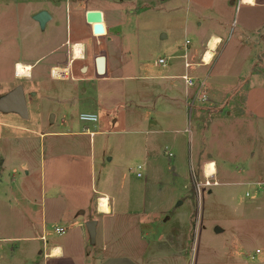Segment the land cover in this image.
I'll use <instances>...</instances> for the list:
<instances>
[{"label": "crops", "instance_id": "crops-1", "mask_svg": "<svg viewBox=\"0 0 264 264\" xmlns=\"http://www.w3.org/2000/svg\"><path fill=\"white\" fill-rule=\"evenodd\" d=\"M52 2L64 6L59 12L46 9L50 18L43 27L33 18L36 12L26 25L19 16L15 19L10 47L19 59L12 62L13 76L8 61L9 73L5 83L0 82V97L19 83L25 94V118L27 95H40L70 110L69 116L61 117L63 129L52 133H61L73 143L66 146L69 151L64 157L43 158L42 182L30 180L15 186L14 193H5L15 207L27 211L34 231L1 237L0 264H194V247L187 237L181 246L165 238L173 224L181 232L190 229L192 211L186 208L192 201L187 185L194 169L209 162L215 166L211 180L217 183L201 190L198 200L204 192L209 202L219 194L234 197L236 186L243 187L247 198L234 208L238 207L234 227L229 230L228 252L233 255L239 250L236 260L241 264H264V97L260 93L264 91V0H236V19L212 9L216 20L200 14L199 25L207 20L215 26L198 30V44L192 48L188 39L186 46L159 44L170 55L157 58L154 68L147 57L137 60L141 51L137 25L149 12L162 9L166 15L170 5L179 8L189 3V9H194L195 3ZM221 4L232 5L234 0ZM90 10L101 12L104 34H92V24L85 19ZM230 25L234 33L224 38L222 32ZM38 27L42 30L33 34ZM156 32L160 41L168 38L162 29ZM25 36V43L20 44ZM213 37L220 39L217 45L210 43ZM75 44L82 49L79 59L70 49ZM208 48L213 57L205 64L201 58ZM98 55L104 56L102 74L96 72ZM16 62L28 64L30 74L17 76ZM55 68L67 73L56 76ZM183 75L192 78V85ZM201 83V91L207 95L204 102L198 94ZM0 114L5 118L2 127L17 121L15 118L23 119L13 110H0ZM81 114L96 119L84 121ZM50 166H56L51 173ZM130 172L136 178L144 177L141 190L129 188ZM219 185L225 188L213 192ZM132 193L139 201L132 210H125ZM101 196L108 200V213L97 208ZM173 204L185 207L173 212ZM89 220L95 221L93 240L86 228ZM215 228L214 234L227 230ZM50 234L55 238H48ZM249 240L255 250L247 252ZM10 244L14 247L8 250ZM54 248L60 253L53 255Z\"/></svg>", "mask_w": 264, "mask_h": 264}, {"label": "rangeland", "instance_id": "rangeland-1", "mask_svg": "<svg viewBox=\"0 0 264 264\" xmlns=\"http://www.w3.org/2000/svg\"><path fill=\"white\" fill-rule=\"evenodd\" d=\"M189 1L192 2L191 5L195 3L194 9H189ZM222 1L225 0H177L180 5L182 3L188 4L179 6V8H174L170 5V7L167 8L170 9V12L166 15H163L162 9L159 11L160 13H155L156 11H154V13L149 12L147 17L145 19L143 18L139 22V26L137 25L136 27V30L140 32L137 46L141 50L137 56V60L139 56H143L144 58L147 57L149 65L154 68L153 63L157 58L170 55V51H164L159 44H161L162 47L170 45L173 42H175L176 45H184L185 39H188L191 42L188 47L192 48L197 46L198 30H206L212 26V24L213 27L215 26L213 21L210 22L207 20H204L202 25L198 24V22H202V19L198 18L200 14H202L204 18L206 16L207 18L212 17L216 20L210 12L211 9L215 10L214 12L216 14L223 15L227 18L229 17L230 19L235 17L236 19L238 16L237 12H235L237 10L236 0H234V4L232 5L221 4ZM63 6L64 4L62 3L53 4L52 0H0V82L3 81V83H5L4 81L7 79V74L9 72H6V66L8 65V61L11 63L10 75H12V62L14 59H19V54H16L17 51L15 49L12 51L10 47L12 43L10 36L11 33L15 32V19L19 16V19H22V22L26 25L27 20L30 22L32 21L30 18L31 14L43 9L59 12ZM196 8H198L199 11L196 10ZM82 11H84V9L81 10V12ZM185 27H188L187 31H185ZM157 29H162L165 34L168 33V38L160 41L156 32ZM37 30L38 31H35L33 34L38 35V32L42 29L38 27ZM234 30V27L230 25V27L225 29V32H222L224 33L223 37L226 38L231 36ZM25 38L27 39L25 36L20 44L23 43V41L25 43ZM219 42L220 39L217 37H213L210 41V43L216 45ZM172 46H174V44H172ZM172 46L170 48H172ZM170 48L167 47V49ZM18 63L22 62L15 63L16 75L24 77V75L18 73ZM13 86L14 85L10 87L12 88ZM10 87L3 88V92L11 89ZM260 93H263L264 97V91H260ZM27 98L28 118H15L14 120L17 121L11 123V125H18V127L11 125L2 127L5 123V118L0 114V182H2V186L0 187V238L12 237L17 234H31L34 231L31 230L32 225L27 211L23 208L20 209L15 207L13 200L9 197L7 198L5 193L10 191L14 193L15 186L19 185L21 187L27 185V182H30V180L38 183L41 179L42 182L44 171L43 158H48L50 156L64 157V154L69 151L66 146L73 143L71 138L64 137L61 133H52L63 129L61 117L63 115L66 117L69 116L70 110H66L55 101L46 100L40 95L34 96L33 98L27 95ZM80 125H82V123ZM40 133L44 134L40 136ZM96 139L98 140L99 138ZM41 159L42 163L40 162ZM55 167L56 166H50V173L54 171ZM202 167L203 166L194 169V174L193 176L191 175V181L187 185L188 196L192 201L188 206L189 208H186L189 209V212L192 211L190 215V229L187 233L184 231L183 233L181 229L176 228L178 227L177 225L173 224L171 230H168L170 231L168 237L165 239H170V241H167L170 244L172 242L173 244L181 246V242L187 237L189 245H193L194 247L192 257V262L194 264H241V261L236 260L239 250H236V252L231 255L228 252L229 245H227V241L229 230L234 227V216L238 207L236 209L234 208L236 206H241L247 198L244 197V188L236 186L238 192L234 197L219 194L215 196L211 202L206 199V192H204L203 196L198 200L200 191H207L208 187H210H197L196 185V183L204 181ZM72 176H70V179L73 178ZM128 179L130 180L128 184L131 190H133L134 187H138L139 190H141L140 188L144 177L141 179L136 178L135 173L130 172L128 173ZM189 180L190 177H188V181ZM223 188H225L224 185L215 186L212 188V191L214 192L217 189ZM136 197L132 193L130 200L125 205V210H132L135 208L139 201L137 195ZM177 202L178 201L174 204ZM97 203L99 212H109L110 209L106 197H99ZM174 204L171 206L170 211H179L182 207H185H177ZM258 215L260 216L261 214ZM133 220H135V216ZM24 226H26V228H22ZM215 227H226L227 230L221 234H214ZM48 238H55V236L50 234ZM59 238L60 237L56 236V239ZM10 247H14L13 244L8 246V250H10ZM39 248H42L41 242ZM254 250L255 244L249 240L247 242L246 251L249 252ZM244 259L247 262H252L249 257H245Z\"/></svg>", "mask_w": 264, "mask_h": 264}, {"label": "water", "instance_id": "water-1", "mask_svg": "<svg viewBox=\"0 0 264 264\" xmlns=\"http://www.w3.org/2000/svg\"><path fill=\"white\" fill-rule=\"evenodd\" d=\"M41 27L44 26L45 22L50 18V14L46 10H40L33 15ZM85 19L87 23L92 24V34L101 35L104 34L105 29L102 23V14L98 10H90L86 12ZM96 72L102 74L104 72V56L98 55L95 60ZM0 110H13L17 112L21 117H27L25 94L22 85H16L6 95L0 97ZM94 226L95 221L89 220L86 223V228L89 232L90 239H94ZM218 231V228H215Z\"/></svg>", "mask_w": 264, "mask_h": 264}, {"label": "bare ground", "instance_id": "bare-ground-1", "mask_svg": "<svg viewBox=\"0 0 264 264\" xmlns=\"http://www.w3.org/2000/svg\"><path fill=\"white\" fill-rule=\"evenodd\" d=\"M244 2H250V0H243ZM71 50H72V54H73V57L75 59H79L81 58V54H82V49H81V46L78 45V44H75V45H72L71 46ZM213 57V53L209 50V48L207 50L204 51V54H203V61H205V64L206 63H209L210 60L212 59ZM17 68H18V73L19 74H22V75H29L30 74V66L28 64H24V63H18L17 65ZM54 74L56 76H61V75H65L67 73V70L62 68H55L53 70ZM205 174L206 176H212L214 173H215V166H214V163L212 162H209L206 167H205ZM60 253V249L59 248H54L52 250V254L55 255V254H59Z\"/></svg>", "mask_w": 264, "mask_h": 264}, {"label": "built area", "instance_id": "built-area-1", "mask_svg": "<svg viewBox=\"0 0 264 264\" xmlns=\"http://www.w3.org/2000/svg\"><path fill=\"white\" fill-rule=\"evenodd\" d=\"M201 60L203 61V57L201 58ZM159 62H163V59H160ZM203 62L205 63V61H203ZM188 64H189V63H186V65H188ZM14 71H15V74H17V73H16V70H15V65H14ZM51 74H52V71H51ZM52 76H53V75H52ZM182 77H183V79L187 82V84L192 85L193 80H192L191 77H189V76H187V75H183ZM199 86H200V89H199L198 94H199V98H200V100L203 101V102H204V101H207V95L205 94L204 91H201V87L203 86V83L199 84ZM80 118H81L82 120H84V121H94V120L96 119L95 116L92 115V114H81V115H80ZM207 164H208V163L204 164V166H203V177H204V181L201 182V183H200V182L196 183L197 187H204V186L208 187V186H211V185L217 183L215 180H213V181L211 180L212 176H213L215 173H214L212 176H209V177L206 176L204 170H205V167H206Z\"/></svg>", "mask_w": 264, "mask_h": 264}]
</instances>
